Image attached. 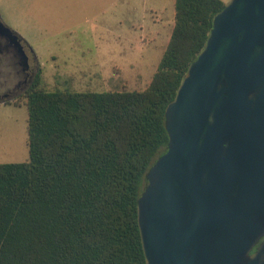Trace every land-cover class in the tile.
Wrapping results in <instances>:
<instances>
[{
  "label": "trees",
  "instance_id": "1",
  "mask_svg": "<svg viewBox=\"0 0 264 264\" xmlns=\"http://www.w3.org/2000/svg\"><path fill=\"white\" fill-rule=\"evenodd\" d=\"M223 0H174L173 25L141 89L23 94L28 158L0 163V264H145L137 200L167 149L165 107Z\"/></svg>",
  "mask_w": 264,
  "mask_h": 264
},
{
  "label": "water",
  "instance_id": "2",
  "mask_svg": "<svg viewBox=\"0 0 264 264\" xmlns=\"http://www.w3.org/2000/svg\"><path fill=\"white\" fill-rule=\"evenodd\" d=\"M0 26L8 29L0 21ZM137 200L145 264H264V0H228L165 107Z\"/></svg>",
  "mask_w": 264,
  "mask_h": 264
},
{
  "label": "rangeland",
  "instance_id": "3",
  "mask_svg": "<svg viewBox=\"0 0 264 264\" xmlns=\"http://www.w3.org/2000/svg\"><path fill=\"white\" fill-rule=\"evenodd\" d=\"M173 15L174 0H0V21L34 54L46 90L145 87ZM24 101L0 100V163L28 158Z\"/></svg>",
  "mask_w": 264,
  "mask_h": 264
},
{
  "label": "flooded vegetation",
  "instance_id": "4",
  "mask_svg": "<svg viewBox=\"0 0 264 264\" xmlns=\"http://www.w3.org/2000/svg\"><path fill=\"white\" fill-rule=\"evenodd\" d=\"M40 74L34 54L10 28L0 26V100L12 101L23 95ZM254 167H264V136L254 130ZM264 176V173L262 174ZM264 239H259L252 249Z\"/></svg>",
  "mask_w": 264,
  "mask_h": 264
}]
</instances>
